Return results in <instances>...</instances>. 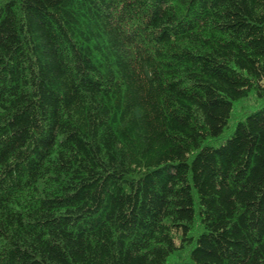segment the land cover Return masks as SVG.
<instances>
[{
  "label": "trees",
  "instance_id": "16d2710c",
  "mask_svg": "<svg viewBox=\"0 0 264 264\" xmlns=\"http://www.w3.org/2000/svg\"><path fill=\"white\" fill-rule=\"evenodd\" d=\"M0 264H264V0H0Z\"/></svg>",
  "mask_w": 264,
  "mask_h": 264
}]
</instances>
